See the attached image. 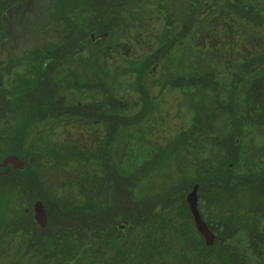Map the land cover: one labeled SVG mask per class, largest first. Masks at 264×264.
<instances>
[{
  "label": "trees",
  "instance_id": "16d2710c",
  "mask_svg": "<svg viewBox=\"0 0 264 264\" xmlns=\"http://www.w3.org/2000/svg\"><path fill=\"white\" fill-rule=\"evenodd\" d=\"M204 2L207 11L201 10ZM217 2L197 6L199 19L198 8L179 16L170 0L51 2L49 11L58 13L50 22L59 28L50 35L45 55L38 56L43 72L33 85L45 103L35 105L28 120L11 133L10 148L6 137H0V148L5 147L0 167L13 154L23 159L26 169L15 171L32 179L39 195L35 202L42 201L48 210L47 234L36 242L44 246L43 253L109 246L127 260V245L141 248L152 242L151 235L158 237L150 232L154 222L180 220L184 213L206 247L186 201L198 185L199 210L216 236L208 248L215 256L212 264H264V155L256 147L252 152L243 148L244 143L264 142L255 140V134H264V42H256L257 31L264 28V4L248 9L240 0L238 5L225 1L227 6ZM23 4L0 0L1 33L6 12ZM219 17L233 18L237 28L229 32L227 19L224 23ZM245 42L251 49L243 48ZM201 87L221 103L227 92L233 107L240 87L245 106L238 103V115L227 113L232 139L215 138L193 158L195 172L200 161L209 164L208 172L191 170L184 187L149 196L150 204L161 207L155 214L140 195L143 124L164 115L163 105L172 96L180 101L186 93L198 99ZM153 100L157 103L149 111ZM45 121L47 130L41 129ZM78 122L85 123L84 132L65 139L62 124ZM225 143L233 155L217 170L211 155L224 151ZM126 148L131 158L124 162Z\"/></svg>",
  "mask_w": 264,
  "mask_h": 264
},
{
  "label": "rangeland",
  "instance_id": "374dc122",
  "mask_svg": "<svg viewBox=\"0 0 264 264\" xmlns=\"http://www.w3.org/2000/svg\"><path fill=\"white\" fill-rule=\"evenodd\" d=\"M153 1L155 2L158 0H144V3L148 4ZM203 1L205 0H170V3H175V8L179 10L177 13L181 16L186 14L191 8L197 9ZM217 1V3H222L225 6H227L225 1H229L230 3L236 2L235 4L238 5L237 0ZM240 1L243 3L246 2L245 7L248 9L251 5L258 7L264 4V0ZM47 3H49V0H43V3L39 4L41 5L39 8L47 5ZM207 5L208 3L204 2L201 10L207 11ZM56 12L58 13L57 10H55V13ZM213 12V10L209 11V13ZM34 13L36 14H29L30 23L31 21L34 23L37 21L43 22L40 10ZM89 13L92 12L90 11ZM96 13H99V11L95 8V14ZM37 14H40V16ZM199 16L200 13L198 8V19ZM226 19L227 17H224V19L221 20V17H219V20L224 21V23ZM232 19L233 18L227 19L228 24L226 27L229 32L232 31V28H237ZM24 22L26 26L21 28L19 24L13 29V32H19L20 29L27 30V32H23V34H26L23 35L25 37L20 36L22 37L20 40L26 41L30 46L31 55H39V53L33 52L34 48L37 50L38 48L36 47H41L44 40L48 42L47 37H50L49 33L52 29L47 28L45 31L41 32V35H38L33 31L29 23L26 21ZM217 23H219L220 26L223 24L218 20ZM251 28H253V26H251ZM54 32H56V30H54ZM256 39L258 45L262 41L264 42V28H259L256 33ZM249 45L250 43L245 42L243 48L251 49ZM31 67L32 65L27 62L24 64L23 69L18 70V72L16 71V73L11 76V78L14 79L13 91H16V86L19 88L21 87L22 90L29 87L28 83L30 79L27 73ZM225 80L226 82H232V79L228 77H225ZM0 87L2 89L5 86L0 85ZM200 90L202 95H198V99L186 93H184L183 99L181 96L182 100L180 99V101L174 100L175 96H172L171 99L168 100L170 108L166 109L168 105H163L164 115L157 116L158 122L153 121L150 122V124L145 122L146 124H143V146H141L143 152V185L140 195H143V200L145 202L143 205H148L149 208L152 209L154 208L155 214L160 212L161 207L159 205L155 206L150 204L148 202L150 201L149 196L151 198L153 197L152 195L157 194L159 191L163 192L180 185L184 187L186 185L184 178L191 170H193L195 174L196 172H208L210 169L209 164L207 162L202 163L201 161L195 172L194 167L192 168L193 158L200 156L203 147L213 144L215 138L231 140L233 137L232 130H234V128L229 124L227 113H236L238 115L241 112L238 103L245 106L244 95L242 93L244 90L240 87L238 90V102H236V107L229 104L227 92L224 93L221 103V100H214V98L211 97V92L207 91L204 87H201ZM177 95L179 97V94ZM5 96L6 95L3 93L2 95L0 94V99H2V101H10L12 114L15 115L17 110L19 112V120L22 119V116L26 118L27 116L23 115L24 113L22 111L24 103L15 101L14 96H10V100H6ZM156 103L157 100H153V104L147 106L149 111L154 108ZM248 104L249 106L254 105V103L250 101H248ZM5 108L8 109V107ZM84 125L85 123L82 124L80 122L68 124L67 127H64L61 131L66 132L67 135L65 139H74L75 135L79 136V134L82 133L81 131H83L85 127ZM61 131L59 130V132ZM230 135L232 137H230ZM263 137L264 134L262 132L261 136L255 134V140L258 141V143L259 141H264ZM11 138L12 135L6 136L5 141H8L7 148L11 147V144H9ZM163 139H167L165 143H163ZM229 145V143H225L224 151L217 150L211 155L213 159H216L215 166L217 170L222 169L225 162L233 155ZM260 145H264V142L259 145L256 144V146L251 142L248 144L244 143L243 148L246 152H252L249 149H254V147H256L261 149L264 155V146ZM124 146H129L127 141ZM158 146L168 148L165 150H158L156 149ZM153 148L156 149L154 150L156 151L155 153L151 150ZM0 149H5V147ZM123 153L124 162L131 158L129 148H126ZM153 159H155L153 164H146ZM37 197H39V195L37 194V188H35L34 183H32V179L30 180L26 176L23 177V174L18 171H13L6 176H0V264H212V259L215 257L213 250H209V247H204L202 245V239L197 234L188 213H184L180 220L175 219L169 222L157 220L154 222L155 225L150 232L152 234L157 233L158 237L151 235L149 240H152V242L147 246L143 244L141 248L140 246L137 248L135 245H127L126 250L129 255L127 260L122 258L109 246H97L94 251L92 249L86 250L78 246L75 248V251L70 250L63 255L61 253L64 251L57 253L58 255L56 256L50 254V252L45 254L43 253L45 250L42 243L36 242H38L40 238L45 237L47 233L38 227L32 215V208L36 200L35 198ZM69 205L74 207L73 204ZM162 228H165V233ZM163 233L164 236H162L160 240L159 235ZM34 239L36 240V244L34 243Z\"/></svg>",
  "mask_w": 264,
  "mask_h": 264
},
{
  "label": "flooded vegetation",
  "instance_id": "af4514ba",
  "mask_svg": "<svg viewBox=\"0 0 264 264\" xmlns=\"http://www.w3.org/2000/svg\"><path fill=\"white\" fill-rule=\"evenodd\" d=\"M54 1L56 0H51V1L49 0V3H47V5L49 4L48 6L44 5L43 7L39 8L41 6L39 4H42L43 0H24V4L22 6H18L17 8L12 9L6 12L5 14V22L3 23L4 33L0 32V85L5 86V87H3L2 89L0 87V94L2 95L3 93L4 95H6L5 96L6 100H10V96H14L15 101L23 102L24 103V107L22 109L24 113L23 115H26L27 117L24 118L22 116V119L19 120L18 119L19 112L17 110H16L15 115L12 114L13 112H12V106L10 105V101H2V99H0V137H6L8 134H11L12 132L17 131L23 125L24 121L28 120V117H30V115L33 112L34 106L42 105L45 103L40 90L34 89L33 85L35 81H38L37 78H39L40 73L42 74L43 72V70H41V65L43 64L42 62L44 61L43 59H39V57H43L45 53L47 52L48 49L46 48L47 47L46 45L48 44V42L44 40L41 47H36L38 48L37 50H35L34 48L33 52L39 53V55L35 56L37 57L35 61L34 60L35 57L33 56V54L31 55V52H30V49H29L30 46L26 43V41L20 40L22 38L20 36L26 35V34H23V32L25 31L27 32V30L20 29L19 32L14 33L13 29L19 24L21 28L23 26H26L24 25L25 24L24 21H26L27 23L31 25L33 31H35L38 35H41V32L45 31V29L47 28L52 29L49 35L51 34L53 35L55 33L54 30H56L57 32L59 28L58 23L50 22L53 15L55 14L53 11L51 12L49 11L50 8H52L53 6ZM38 9L40 10V14H41V17L43 18V22L37 21L36 23H34L33 21H31L30 23L29 14L30 13L36 14L34 12L36 11L39 12ZM40 14H37V15L40 16ZM38 26H40V28H37ZM91 36L94 42L97 41L94 34H91ZM47 38L49 41L50 40L49 36ZM27 62L32 65V67L29 69L30 72L28 70V73H27V76L30 79L28 83L29 87L22 90L21 87L19 88L16 86V91H13L14 79H12L11 76L15 74L16 71L18 72V70L23 69L24 64ZM5 107H8V109H6ZM43 124L44 125L43 127H41V129L47 130L48 121H45V123ZM56 127L59 128V125H57ZM64 127H65V124H62V126L60 127V130L63 129ZM10 142H14L13 136L10 139ZM12 156H17V155L13 154L11 155V157ZM18 158L21 159L20 157ZM21 160L25 164L24 160L23 159ZM25 169H26V164L23 170ZM15 170H22V169H18V168L12 169L11 171L8 172V174ZM33 208H34V205H33ZM33 208H32V215L34 217L35 214H34ZM48 225H49V222H48ZM38 227L41 228L42 230L48 228V226L46 228H42L39 225Z\"/></svg>",
  "mask_w": 264,
  "mask_h": 264
},
{
  "label": "water",
  "instance_id": "95a60500",
  "mask_svg": "<svg viewBox=\"0 0 264 264\" xmlns=\"http://www.w3.org/2000/svg\"><path fill=\"white\" fill-rule=\"evenodd\" d=\"M0 175H6L12 169H24L25 164L17 156H12L8 158L6 162L0 167ZM199 186L196 185L191 192L188 193L186 201L189 207V210L193 216L196 228L200 235L204 238L205 244L207 247H211L215 243L216 236L211 231L205 220L203 219L201 212L199 210V197H198ZM34 218L36 223L42 227L46 228L48 226V212L45 208V205L42 201L38 200L34 204ZM126 225L123 226L125 228Z\"/></svg>",
  "mask_w": 264,
  "mask_h": 264
}]
</instances>
